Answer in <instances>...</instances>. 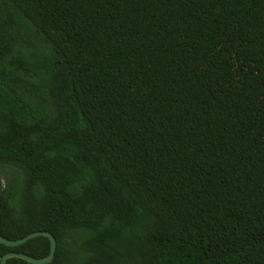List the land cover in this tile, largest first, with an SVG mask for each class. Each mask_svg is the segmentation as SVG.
<instances>
[{
    "label": "trees",
    "instance_id": "obj_1",
    "mask_svg": "<svg viewBox=\"0 0 264 264\" xmlns=\"http://www.w3.org/2000/svg\"><path fill=\"white\" fill-rule=\"evenodd\" d=\"M35 231L47 264H264V0H0V236Z\"/></svg>",
    "mask_w": 264,
    "mask_h": 264
},
{
    "label": "water",
    "instance_id": "obj_2",
    "mask_svg": "<svg viewBox=\"0 0 264 264\" xmlns=\"http://www.w3.org/2000/svg\"><path fill=\"white\" fill-rule=\"evenodd\" d=\"M39 236H44L46 238H48L49 243H50V249H49V253L47 256L42 257V258H34L31 257L29 255H26L24 253L21 252H8L6 254H4L1 259H0V264H6V260L9 258H18L21 259L27 263L30 264H47L50 263L52 261V259L54 258V253H55V249H56V240L55 238L49 233V232H45V231H35L32 233L27 234L26 236L16 239V240H7L3 237L0 236V243L8 246V247H16L19 246L21 244H24L26 241L35 238V237H39Z\"/></svg>",
    "mask_w": 264,
    "mask_h": 264
}]
</instances>
